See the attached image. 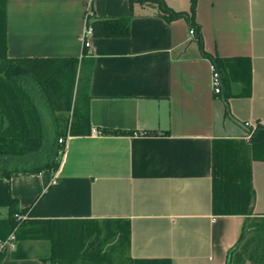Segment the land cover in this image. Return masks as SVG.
<instances>
[{"label": "crops", "instance_id": "obj_1", "mask_svg": "<svg viewBox=\"0 0 264 264\" xmlns=\"http://www.w3.org/2000/svg\"><path fill=\"white\" fill-rule=\"evenodd\" d=\"M164 1L190 12L191 0ZM90 12L94 21L129 19V36L91 37L85 49ZM196 23L206 53L250 60V97L234 82L214 94L191 23L168 22L156 4L7 0L8 58L77 59L92 130L130 135L69 137L56 173L0 177V221L15 199L28 220L128 221L133 260L228 264L244 229L243 244L264 218V162H252V217L216 216L212 146L264 125V0H197ZM38 243L18 244L0 264H51L50 251L29 254Z\"/></svg>", "mask_w": 264, "mask_h": 264}, {"label": "trees", "instance_id": "obj_2", "mask_svg": "<svg viewBox=\"0 0 264 264\" xmlns=\"http://www.w3.org/2000/svg\"><path fill=\"white\" fill-rule=\"evenodd\" d=\"M130 3L156 4L168 22L185 19L191 23L200 51L221 76L219 95L234 82L241 86L239 97L251 96L250 60L220 59L205 52L201 28L196 23L197 0H191L190 12L179 13L170 9L164 0H130ZM91 15L90 12L87 17L88 22L91 21L88 28L92 29V37L129 36V19L94 21ZM7 50V0H0V177L9 178L15 173H56L65 154L66 140L92 134L86 94L88 81L77 75V59H10ZM248 129V141L217 139L213 142V213L216 216L250 218L253 215L252 162H264V125ZM100 134L122 136L129 133L102 130ZM60 139L64 143H59ZM24 214L18 209L17 201L11 199L8 218L0 221V240H7L14 234L18 246L45 239L50 244V255L43 259L46 262L108 264L111 251L118 248L130 257L131 231L126 220L34 221L22 220L20 217H25ZM250 225L256 235L261 225L264 227V218ZM247 233L246 227L238 246L230 252L228 264H244L248 260L251 264H264V247H256L257 250L249 247L251 241L256 240L254 236L243 244ZM106 240L115 242L106 246L105 252L95 255L103 249ZM262 241L261 238L260 243ZM257 242L260 245L259 240ZM255 250L259 254L256 255ZM5 254H0V262ZM130 261V264H171L157 260Z\"/></svg>", "mask_w": 264, "mask_h": 264}, {"label": "rangeland", "instance_id": "obj_3", "mask_svg": "<svg viewBox=\"0 0 264 264\" xmlns=\"http://www.w3.org/2000/svg\"><path fill=\"white\" fill-rule=\"evenodd\" d=\"M63 129H64V126L62 127V130ZM261 227H262V225H261ZM261 227H260V232L259 233L256 232L257 233L256 235H254V233H252V235H251V238H253V236H254L256 238V240H255V242L251 241L249 247H252V248H254L256 250H257L256 247H258L259 249H261L262 246L264 247V227H262V229H261ZM111 231H114V228H111ZM261 238H262L263 241L260 243ZM258 240H259L260 245H258V242H257ZM34 242H39V243L36 244L35 247L29 252V254L31 256L44 257V256H47L49 254L50 244H49V242L47 240L39 239V240H35ZM114 242L115 241H112V240H106L103 243V249L102 250H98L95 255L99 254L100 251H104L105 252L107 250L106 246H110ZM244 247H247V245H244ZM256 250H255L254 253L257 255L259 253L256 252ZM111 255L112 256H110V259L108 260V264H130V262H131L130 260H132L130 257H128V255L126 254L125 250L121 251V249L119 250V248H118L117 251L112 250L111 251ZM128 258H130V259H128ZM244 264H246V263L244 262ZM247 264H251V261L248 260Z\"/></svg>", "mask_w": 264, "mask_h": 264}, {"label": "built area", "instance_id": "obj_4", "mask_svg": "<svg viewBox=\"0 0 264 264\" xmlns=\"http://www.w3.org/2000/svg\"><path fill=\"white\" fill-rule=\"evenodd\" d=\"M92 29L89 27L86 29V32L84 34V44L87 48L90 47V41L89 39L92 37ZM191 34L194 36L195 32L192 29L191 30ZM213 67V66H212ZM212 88L214 91V94L219 95L221 94L222 91V79L220 74L215 71L214 67H213V76H212ZM247 127H249L247 125ZM98 131L97 130H92V133L96 134ZM100 134V132H98ZM250 139V135H248V137L246 138V140L248 141ZM59 143H64L63 139L59 140ZM22 220L27 219L26 217H20ZM17 249V243H16V237L14 234H12L7 240H0V254L3 253H9L12 251H15Z\"/></svg>", "mask_w": 264, "mask_h": 264}, {"label": "water", "instance_id": "obj_5", "mask_svg": "<svg viewBox=\"0 0 264 264\" xmlns=\"http://www.w3.org/2000/svg\"><path fill=\"white\" fill-rule=\"evenodd\" d=\"M254 204H255V202H254ZM254 204H253V209H254Z\"/></svg>", "mask_w": 264, "mask_h": 264}]
</instances>
